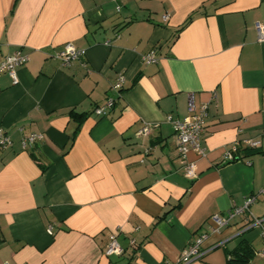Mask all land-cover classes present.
<instances>
[{
    "label": "crops",
    "instance_id": "obj_1",
    "mask_svg": "<svg viewBox=\"0 0 264 264\" xmlns=\"http://www.w3.org/2000/svg\"><path fill=\"white\" fill-rule=\"evenodd\" d=\"M120 6V10H118ZM193 16V20L178 30ZM264 0H0V62L21 49L19 84L0 74V264H229L245 241L264 264ZM72 43L84 55L56 58ZM156 53V62L145 56ZM124 78L120 94L113 86ZM208 104L197 178L167 120ZM115 96L113 109L95 108ZM88 114L77 131L71 112ZM151 126L149 135L139 130ZM42 140L23 150V135ZM259 140L247 154V140ZM239 144L238 158L225 157ZM256 196L217 227L212 216ZM52 228V234L49 233ZM264 229V222H263ZM111 236L124 253L106 256Z\"/></svg>",
    "mask_w": 264,
    "mask_h": 264
},
{
    "label": "built area",
    "instance_id": "obj_2",
    "mask_svg": "<svg viewBox=\"0 0 264 264\" xmlns=\"http://www.w3.org/2000/svg\"><path fill=\"white\" fill-rule=\"evenodd\" d=\"M120 10V6L117 8ZM256 29L258 33V41L264 44V24L257 23ZM84 55L82 50L77 49L72 43L66 44L63 49L56 54V58L61 62L63 66H69L73 62L78 61ZM145 61L152 63L156 62V53L151 52L145 56ZM29 62V56L25 54L21 49L15 51L12 55L5 57V59L0 62V74H7L12 79L13 85L19 84L18 78V68L24 66ZM124 78H120L118 82L113 86V91L116 94H120L123 89ZM116 102L115 96H109L106 102L95 108L94 114L97 117H105L113 109ZM188 116L183 120H173L168 117L167 120L172 124L174 132L178 140V152L181 158L185 162V172L186 177L190 180H195L197 178V167L194 162L188 161L187 157L190 152H194L198 157L202 158L206 156V149L201 145V137L205 131L206 119L208 116V104H202L197 106L193 97L189 96L188 101ZM151 132L150 125H144L138 132L141 137L149 135ZM43 136L41 134H29L23 135L21 139V145L23 150H30L42 140ZM12 138L3 128L0 127V148H7L12 146ZM248 148L257 149L261 146V141L259 140H247L244 142ZM239 144L236 143L233 148L227 152L225 159L228 162H235L239 160ZM260 195H264V189L260 192ZM257 197L252 196L246 199L242 206L234 205L225 216L214 215L211 221L217 227L214 231H219L222 227H225L231 223L236 217L246 214L250 207L256 202ZM264 219H257L253 223L254 226L262 229V235L264 236L263 229ZM49 233L52 234V228L49 227ZM206 236H202L192 242L188 248H186L181 255V264H189L201 258L204 253L201 251V246L205 241ZM124 253L123 248L118 243L115 236H111L109 244L106 247V256H120ZM261 255L264 256V249L261 251Z\"/></svg>",
    "mask_w": 264,
    "mask_h": 264
},
{
    "label": "trees",
    "instance_id": "obj_3",
    "mask_svg": "<svg viewBox=\"0 0 264 264\" xmlns=\"http://www.w3.org/2000/svg\"><path fill=\"white\" fill-rule=\"evenodd\" d=\"M193 20V16H191L187 22L178 30L181 32L191 21ZM71 115L74 117L75 121L78 123L77 131L79 130L82 122L88 117V114H79L77 112H71ZM258 149H251L245 150L248 152L247 154H253L257 152ZM229 255V264H247L249 263L250 259L254 256V249L252 246L245 241H242L236 249L233 251L228 252Z\"/></svg>",
    "mask_w": 264,
    "mask_h": 264
}]
</instances>
